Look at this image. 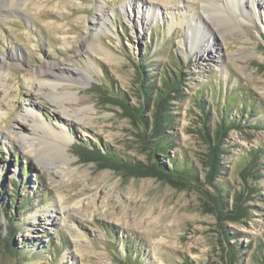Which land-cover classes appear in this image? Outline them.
Here are the masks:
<instances>
[{
	"label": "rangeland",
	"instance_id": "374dc122",
	"mask_svg": "<svg viewBox=\"0 0 264 264\" xmlns=\"http://www.w3.org/2000/svg\"><path fill=\"white\" fill-rule=\"evenodd\" d=\"M127 1L0 0L7 7L0 62L14 54L20 63L0 83L9 92L0 95L8 103L0 111V264H264V0H233L221 21L202 7L206 0ZM125 9L148 15L146 25ZM204 51L208 58L197 57ZM62 64L69 75L59 79L92 116L79 124L65 119L50 92L31 86L40 67ZM172 78L179 83L167 106L171 143L159 154L156 103L146 107L144 90ZM30 103L37 135L67 137V157L30 155L9 136L8 129L17 138L34 129ZM203 118L212 131L234 123L212 180ZM30 142L39 147L36 137ZM172 160H185L198 181L173 186L136 174ZM60 207L66 217L50 218Z\"/></svg>",
	"mask_w": 264,
	"mask_h": 264
},
{
	"label": "bare ground",
	"instance_id": "6f19581e",
	"mask_svg": "<svg viewBox=\"0 0 264 264\" xmlns=\"http://www.w3.org/2000/svg\"><path fill=\"white\" fill-rule=\"evenodd\" d=\"M233 0H206L202 2V7L203 8H211V10L214 12V18L215 20H220L223 19V12L226 11V9H230L231 7L234 8V3H232ZM235 1V0H234ZM250 4L254 5L257 4L254 0H248ZM11 2V1H10ZM220 2V3H219ZM132 1L128 0L127 1V6L131 7ZM11 4V3H9ZM231 5V7H229ZM10 7V5H7ZM17 8L21 9L24 5L22 3H16ZM7 7H5V2L4 3H0V19H5V14L6 13V9ZM131 10V8H130ZM130 10L125 9L126 11V15L128 17L129 20H135V24H141L142 27H144L146 25V21L148 19V15L146 16L145 13L144 14H140L139 12H136V16H132V12ZM203 12L206 13L207 15V10H203ZM103 16V15H102ZM208 18V16H206ZM259 20L262 21V18L260 16V14H258ZM103 19H106L104 16L101 17H97L94 18V22L96 23L93 27L94 33H96V35L98 34V30H101V27L104 24ZM212 25L213 27L216 29L217 32H222V28L217 24V22L215 23V21H212ZM227 29V28H226ZM94 35V36H96ZM198 35H196L195 38H197L198 41ZM195 43V42H194ZM182 44V43H180ZM207 51V50H206ZM197 53V57L199 58H208L209 54H205L204 53H200V52H196ZM14 54H12L7 62H0V83H4L7 84L6 81V76L9 72V70L14 67L17 66L18 64H20L18 60V57L13 56ZM66 62H69V58L67 59ZM65 64L62 65H53V66H44V67H40L39 70L37 72H35L34 74V78L31 79V86H36L35 89V93H39L41 91H46L48 92V94H50V96L52 97V101L54 102V104L56 105V107L63 113L65 119L71 120L73 122L76 123H81V121L87 120L89 118H91V113H89V110L83 108V107H79V105H81L78 96H77V90H74L73 86L70 84H64V80L59 79L60 75H69V70L64 66ZM57 70H59V72H57ZM59 88H62V92L64 95H62V97L60 99H56V92L58 91ZM61 91V90H60ZM50 92V93H49ZM55 92V93H54ZM8 89L5 87V89H0V95L2 96H7L8 95ZM2 100V99H1ZM8 106L7 102H0V111L5 109L3 107ZM76 106V107H75ZM72 108H75L72 110ZM72 112H71V110ZM26 117H30V123L34 124V129L31 130V132L29 134L27 133H20L19 137L18 133H16L15 131H13L14 129H8L6 130L7 133L9 134V136H13L15 138V142L16 144H18V146H20L21 148H23L24 150H27V153L30 155H34L36 154L38 151H43V150H56L60 153L61 156L67 157L68 155V144L67 142L69 141L67 137L62 136V134H59L61 137L55 136V137H51V135L48 133L46 140H42L37 133L35 132L37 130L38 125V121L37 119L34 117L35 116V111H34V106L32 103L28 104V108L26 109ZM20 122V121H19ZM18 122V124H19ZM85 122H83V124H85ZM23 124L22 122H20V125ZM19 126V125H18ZM53 130V131H52ZM50 132H55V129L51 126H49V130ZM6 133V135H8ZM56 134V133H55ZM36 139L39 141L38 142V146L39 147H35L34 145L37 144H33L30 141H32L33 139ZM37 149V150H36ZM37 151V152H36ZM43 161V160H42ZM69 161V160H68ZM63 170V169H62ZM69 174V172H68ZM66 208L65 207H60L58 209H54L52 210V212L50 213V218H54L57 216L62 218L66 217Z\"/></svg>",
	"mask_w": 264,
	"mask_h": 264
},
{
	"label": "trees",
	"instance_id": "16d2710c",
	"mask_svg": "<svg viewBox=\"0 0 264 264\" xmlns=\"http://www.w3.org/2000/svg\"><path fill=\"white\" fill-rule=\"evenodd\" d=\"M164 80V79H163ZM179 81L176 79H166L163 81V87L161 89H153L154 87H151L148 85L146 89L144 90L145 93V105L146 107L149 105L150 101L155 102L154 111H153V121L152 126L154 127L153 133L155 136H158L159 138L152 142V148L155 150V152H158L159 154H163L167 150V145L171 143V137L168 136L165 133V130L171 126L173 123V117L170 116L168 113L169 110L167 109L168 106V100L169 95L171 93L176 92L177 93V86ZM153 97V98H152ZM144 104V103H143ZM203 106L200 107L202 109ZM144 110V108H142ZM141 111V109H140ZM141 121V124L143 125L144 129L149 128V122L148 119L138 117ZM206 118L200 122V133L201 138L203 139V142L207 146L208 151V164L209 168L211 169V173L209 175L210 180L214 178L215 175L219 172L218 162H219V156L222 153V140L223 137L226 136L229 129L234 128L233 121H220L218 126L216 127V130L212 131L210 127L207 125ZM170 146V145H169ZM94 154V153H90ZM109 158L117 163H122L123 161L118 160V157L114 154L108 153ZM159 156V155H157ZM86 160H90L87 158ZM141 171V172H140ZM137 176L141 177H154L159 180H164L168 182L169 184L173 186H187V182L193 181L197 182V176L195 174L194 168H191L188 163H186L185 160H182L180 162L176 160H172L171 164H153L151 167L148 168L147 171H143L140 169V167H137ZM212 182V181H210ZM216 191V187H215ZM220 200L222 199V193L217 190L216 191ZM238 196H235L236 203L238 202ZM240 202V200H239ZM237 204H235V208ZM240 211L244 212V208H238ZM221 210H224V208H221ZM228 213H235V212H228ZM236 214V213H235ZM232 218V217H231ZM234 250L229 251V255L231 258H234Z\"/></svg>",
	"mask_w": 264,
	"mask_h": 264
}]
</instances>
